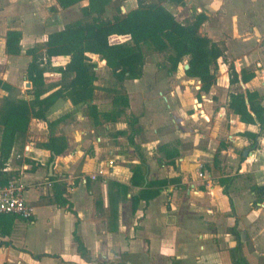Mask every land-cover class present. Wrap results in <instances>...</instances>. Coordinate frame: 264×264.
Masks as SVG:
<instances>
[{"label":"crops","instance_id":"obj_1","mask_svg":"<svg viewBox=\"0 0 264 264\" xmlns=\"http://www.w3.org/2000/svg\"><path fill=\"white\" fill-rule=\"evenodd\" d=\"M85 4L63 10L56 0H0V81L10 87L0 90V105L4 98L32 100L26 50L40 44L36 52L43 53L49 34L80 19L66 22L64 15L81 13ZM164 7L178 22L204 16L202 30L224 47L225 61L239 75L245 71L254 78L243 84L239 76V83L230 85L222 59L208 93L200 91L199 80L186 76L184 82L196 85L184 89L183 136L168 126L174 122L170 104H163L168 98L161 97L162 103L154 95L161 84L143 82L144 68L142 79L125 80L122 86L138 118L131 145L126 124L100 117L95 123L87 104L71 102L64 88L73 76L62 78L58 72L68 59H53L44 73V96L57 91L61 96L46 119H64L51 130L32 119L27 132L16 136L9 158L0 162V172L24 187V199L34 208L31 220L16 221L9 235H0V264H256L264 252V126L245 124L228 108L231 94L249 91L257 93L264 110V0H184V5ZM136 9V0H124L119 8L121 14ZM9 31L21 34L19 55L5 53ZM128 41L129 36L109 39ZM87 57L96 65V78L105 70L110 73L97 55ZM220 76H225L222 84ZM95 96L96 90L91 104L98 112L112 110L113 98L102 105ZM246 132L256 134L255 145L241 135ZM50 137L64 139L59 155L39 146ZM168 144H178L173 164L159 151ZM136 167L143 180L132 183ZM99 170L104 175L92 180ZM155 182L164 184L146 191ZM53 183L65 187L63 196L73 213L50 203ZM142 191L157 194L146 201ZM74 232L85 249L83 256ZM249 242L253 256L248 255Z\"/></svg>","mask_w":264,"mask_h":264},{"label":"trees","instance_id":"obj_2","mask_svg":"<svg viewBox=\"0 0 264 264\" xmlns=\"http://www.w3.org/2000/svg\"><path fill=\"white\" fill-rule=\"evenodd\" d=\"M56 1L63 10L82 1H86V4L81 9V19L68 23L61 31L47 36L43 53H37L35 48L26 50L25 54L31 57L26 70V80L31 84L28 94L32 100L28 102L3 99L0 114V162L9 158L16 136L27 132L32 119L43 121L49 130L64 119L62 117L52 122L46 119L47 111L61 96V91L44 96L47 93L44 73L47 66L57 57L68 59L64 68H59L58 72L62 78L73 76L64 88L71 102L74 105L87 104L88 114L95 119V123L100 117L105 122L126 124L130 129L128 140L131 145H134L133 139L139 127L138 118L130 110L127 93L123 90L122 93L114 95L110 112H98L91 104L95 90L94 82L97 79L94 72L96 65L91 62L87 54L97 55L100 60H104L111 75L119 83L140 79L143 76L145 57L142 47H147L159 54L167 53L166 60L170 63L172 71L177 69L183 58H187L188 69L184 71L185 75L199 80L200 91L204 93H208L216 82L218 60L222 59L227 63L224 58V47L211 42L202 30L204 16L194 14L189 20L178 22L164 7V4L184 5V0H136L137 9L127 14H121L119 10L124 0ZM109 6H113L119 13L110 19L103 18ZM112 36H129V41L110 43L109 39ZM20 40L19 32H7L5 53L19 55ZM227 64L230 85L238 84L239 76L243 84L254 78L253 73L245 71L239 75L232 63ZM0 90H10V87L0 81ZM257 100L256 92H237L230 95L228 108L240 118L241 122L248 125L258 123L260 127H263L264 110ZM241 135L250 139L255 145L256 134L246 132ZM177 145L168 144L159 147V151L171 164L178 157ZM39 146L55 155L62 153L66 147L64 139L53 137ZM139 170L140 167L133 169L132 183H135L137 178L139 182L143 180ZM8 181V177L0 172V185ZM161 184L164 182L148 184L146 191L152 185L160 186ZM116 186L124 191L127 190V187L118 184ZM51 189L53 194L50 203L73 213L71 204L63 196L65 187L53 183ZM156 194L147 195L145 191H142L140 196L148 201ZM98 206L99 203H96V208ZM20 220L22 219L15 215L0 213V235H9L13 224ZM73 239L78 253L83 256L85 249L75 232Z\"/></svg>","mask_w":264,"mask_h":264},{"label":"rangeland","instance_id":"obj_3","mask_svg":"<svg viewBox=\"0 0 264 264\" xmlns=\"http://www.w3.org/2000/svg\"><path fill=\"white\" fill-rule=\"evenodd\" d=\"M107 10L109 11V13H107L106 18L109 19L115 14L116 9L113 6H109L107 7L106 11ZM73 14L74 16L67 15V17L64 15V20L68 22V21H73L75 19L77 20L79 18L80 19L82 18V14L79 13V11L78 12L75 11V13ZM39 45L40 44H38V46L36 47L37 50H40V48L42 47ZM142 50H143L144 57H145V61H144L145 64L143 67L142 78L144 77V68L147 70V74L144 77L143 82L150 87H152L154 84L162 85V87L158 89L154 93V95L161 102H162L161 97L163 99L165 97L168 98V101L166 103L162 102L165 107L167 103L170 104L169 106L171 109L170 116L172 118L171 120H173L174 122L169 121L168 126L175 128V130H177L178 132L181 131L184 136V104H185L184 89L187 86H190L191 88H193L196 85V81L195 82L192 81V83H186V81L184 82V80L187 79L185 72H184V65L187 64V58H183L182 61L178 64L177 69L175 71H172L170 69L171 68L170 63L167 62L166 60V57L168 55L167 53L159 54V53L152 51L151 49L147 47H142ZM98 77L96 79L97 82H96V89H95L96 90L95 97L98 100V102H100L102 105L105 103L108 104L111 101L110 99H112L115 94L122 93L123 90L124 92L127 93V91L122 87L124 81L122 83L117 82L115 78H113L111 74L108 73V71L105 70V72L100 73ZM68 81H69V78L65 81V85L69 83ZM223 82H225V76H220L219 84H222ZM159 91L163 93L162 96L161 94L158 93ZM136 104L139 105L138 102ZM2 106H3V103L1 101L0 110ZM143 115H145L144 111H143ZM28 230H31V226L29 225H28ZM247 251H248V255L251 256L253 253V248L250 245V242L248 244ZM259 255L260 257L255 258L256 260L254 259L255 260L254 262H256V264H264L263 263L264 257L261 256V255H264V252Z\"/></svg>","mask_w":264,"mask_h":264},{"label":"built area","instance_id":"obj_4","mask_svg":"<svg viewBox=\"0 0 264 264\" xmlns=\"http://www.w3.org/2000/svg\"><path fill=\"white\" fill-rule=\"evenodd\" d=\"M110 165L112 162L109 163ZM264 170V163H263ZM103 171L90 176L95 180L98 176H103ZM24 187L15 179H11L5 185H0V213L5 215H15L24 221H29L34 216V208L26 203Z\"/></svg>","mask_w":264,"mask_h":264},{"label":"water","instance_id":"obj_5","mask_svg":"<svg viewBox=\"0 0 264 264\" xmlns=\"http://www.w3.org/2000/svg\"><path fill=\"white\" fill-rule=\"evenodd\" d=\"M184 69H185V70H187V69H188V65H187V64L184 66Z\"/></svg>","mask_w":264,"mask_h":264}]
</instances>
